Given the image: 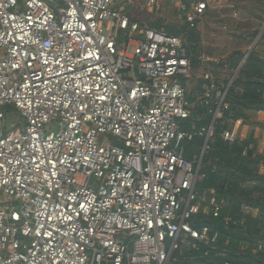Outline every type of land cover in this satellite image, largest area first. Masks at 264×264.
Here are the masks:
<instances>
[{
    "label": "built area",
    "instance_id": "obj_1",
    "mask_svg": "<svg viewBox=\"0 0 264 264\" xmlns=\"http://www.w3.org/2000/svg\"><path fill=\"white\" fill-rule=\"evenodd\" d=\"M167 7L193 29L207 4L0 0V264H169L179 244L215 242L191 224L220 206L196 190L200 156L183 157L187 44L136 14ZM203 78L205 143L227 88Z\"/></svg>",
    "mask_w": 264,
    "mask_h": 264
},
{
    "label": "trees",
    "instance_id": "obj_2",
    "mask_svg": "<svg viewBox=\"0 0 264 264\" xmlns=\"http://www.w3.org/2000/svg\"><path fill=\"white\" fill-rule=\"evenodd\" d=\"M231 3L235 10L246 12L260 26L235 35L245 41V47L235 48L228 57L216 62L205 60L210 55L203 52L200 34L195 32L197 26L193 29L184 23L163 26L161 19L152 25L163 28L168 35L182 37L191 59V77L183 81L187 82L188 101L195 104L192 117L181 123L183 131L192 133L190 140L182 142L186 161L193 162L200 156L204 137L199 131L207 128L212 119L211 108L202 106L197 99L209 82L203 75L213 77L215 89L221 92L228 89L224 98L227 109L221 110V118L214 123L202 159L203 179L196 187L199 194L215 199L220 206L218 216L200 212L191 219L194 229L208 228L210 236H216L215 242L197 243L198 250H192V240L179 244L169 264H264V245L260 244L264 241V154L259 152L254 137V128L263 127L256 116L264 113V32L230 83L264 26V0H231ZM208 8L207 4L206 13ZM199 71L201 76L191 79ZM192 81L194 85L188 88ZM238 121L252 128L249 134L244 139L237 137L233 143L224 141L223 132L230 131Z\"/></svg>",
    "mask_w": 264,
    "mask_h": 264
},
{
    "label": "rangeland",
    "instance_id": "obj_3",
    "mask_svg": "<svg viewBox=\"0 0 264 264\" xmlns=\"http://www.w3.org/2000/svg\"><path fill=\"white\" fill-rule=\"evenodd\" d=\"M206 3L209 6V11L205 12V16L198 22L195 32L200 34L204 54L211 57L208 61L221 60L228 57L235 48L245 47V41L236 39L235 35L245 34L247 31L254 30L255 27L259 28L260 24L255 19L252 20L242 10V13L238 15L236 12L239 9L235 10L232 7L231 0H206ZM48 5L54 10L57 8L56 4L48 3ZM136 14L141 23L146 26L153 25L159 19L163 20V26L183 24L177 21L176 14L168 7L157 14L151 13L148 9ZM201 74V71L194 73L191 79L199 78ZM193 85V81L189 82L188 88ZM20 121L19 114L12 111L6 115L5 130L11 131L13 127L19 125ZM101 139L103 140V138Z\"/></svg>",
    "mask_w": 264,
    "mask_h": 264
},
{
    "label": "crops",
    "instance_id": "obj_4",
    "mask_svg": "<svg viewBox=\"0 0 264 264\" xmlns=\"http://www.w3.org/2000/svg\"><path fill=\"white\" fill-rule=\"evenodd\" d=\"M236 13L238 15L241 14L242 13L241 9H239ZM209 58H211V57L207 56V58L205 60L208 61ZM214 61L216 62L218 60L215 59ZM256 120L259 123H261V125L263 126V127L257 126L254 128V137L258 141V150H259V152H261L262 149L264 148V113H258L256 116ZM251 129H252L251 127L246 126V125H242L241 121H238L232 126L231 130L234 131V133L236 134L237 137H239L240 139H244L249 134Z\"/></svg>",
    "mask_w": 264,
    "mask_h": 264
},
{
    "label": "water",
    "instance_id": "obj_5",
    "mask_svg": "<svg viewBox=\"0 0 264 264\" xmlns=\"http://www.w3.org/2000/svg\"><path fill=\"white\" fill-rule=\"evenodd\" d=\"M263 32H264V26H263L262 30L260 31V33H259L258 37L256 38V40L254 41V43L248 48V50H247V52H246V54H245V56H244V59L242 60V62H241V64H240L239 68H238L237 71L234 73L233 77L230 79V83L232 82V80H233L234 77L236 76L238 70H239L240 67L243 65V63L245 62V60H246V58L248 57V55H249V54L253 51V49L255 48V46H256V44H257L258 40L260 39V37H261V35H262ZM230 83H229V84H230ZM227 90H228V89H226V92H227ZM207 142H208V140L204 143V148L202 149V152H201V155H200V163H201V161H202V159H203L204 149H205L206 146H207Z\"/></svg>",
    "mask_w": 264,
    "mask_h": 264
}]
</instances>
